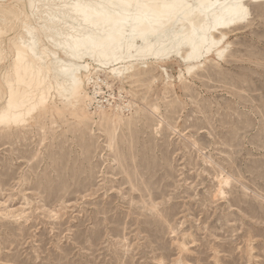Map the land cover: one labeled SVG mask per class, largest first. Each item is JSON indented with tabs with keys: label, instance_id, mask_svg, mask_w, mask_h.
Instances as JSON below:
<instances>
[{
	"label": "rangeland",
	"instance_id": "rangeland-1",
	"mask_svg": "<svg viewBox=\"0 0 264 264\" xmlns=\"http://www.w3.org/2000/svg\"><path fill=\"white\" fill-rule=\"evenodd\" d=\"M249 8L191 76L174 58L124 80L92 66L87 118L1 131L0 264H264V7Z\"/></svg>",
	"mask_w": 264,
	"mask_h": 264
},
{
	"label": "bare ground",
	"instance_id": "bare-ground-1",
	"mask_svg": "<svg viewBox=\"0 0 264 264\" xmlns=\"http://www.w3.org/2000/svg\"><path fill=\"white\" fill-rule=\"evenodd\" d=\"M250 6L264 7V0H0V64L8 59L0 65V133L64 111L87 118L83 91L92 66L124 80L149 62L161 67L174 58L191 76L210 55L223 59L229 35L247 26ZM100 116L111 125L122 120L118 109Z\"/></svg>",
	"mask_w": 264,
	"mask_h": 264
}]
</instances>
